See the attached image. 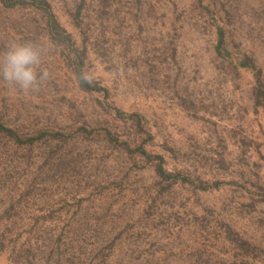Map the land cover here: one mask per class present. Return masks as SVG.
<instances>
[{"label": "rangeland", "instance_id": "1", "mask_svg": "<svg viewBox=\"0 0 264 264\" xmlns=\"http://www.w3.org/2000/svg\"><path fill=\"white\" fill-rule=\"evenodd\" d=\"M25 1L0 0V60L13 41L43 45L50 75L31 91L0 78L21 139L0 133V264H264V110L236 66L253 57L264 82V0H46L101 92Z\"/></svg>", "mask_w": 264, "mask_h": 264}, {"label": "trees", "instance_id": "2", "mask_svg": "<svg viewBox=\"0 0 264 264\" xmlns=\"http://www.w3.org/2000/svg\"><path fill=\"white\" fill-rule=\"evenodd\" d=\"M30 1V0H29ZM4 5L5 6H9V7H13L16 5H25L26 1L25 0H3ZM29 3H31L34 7L39 8L41 10H43L49 17L48 20V24H49V30H50V39L52 41V43L61 48V54L62 56H64V58L66 59L68 65L70 66V68L72 70H74L78 82H79V86L83 91L86 92H101V91H105V89L103 87H101L98 83L94 82L91 80V82L86 83L83 82L80 79L81 73H83L82 71V65L84 62V58L87 55L86 49H83L81 52L78 48L74 47V44L72 43V37L69 34H66L65 30L59 25V23L57 22V20L54 18V16L52 15V13L49 10V3L46 0H31ZM82 10H83V4H80L77 7L76 13H75V17L77 19L78 22L80 21V18L82 16ZM215 51L218 54L219 57L229 60L232 64V54L231 52L227 49L226 45H225V31L223 28H219L218 29V34H217V43L215 46ZM74 56H79L81 58L80 62L81 63L78 67H74V62H72V57ZM236 66H239L241 68H245V69H249L254 73L255 79H256V86L254 88V102H255V107L256 108H262L264 110V82H263V70L262 68H260L258 66V64L256 63V60L248 55H244V58L236 63ZM117 111V110H116ZM117 115L118 116H122V118H124L125 116H127L125 113H123L122 111L118 110L117 111ZM128 117H132L135 118L136 115L135 114H131ZM138 124L141 123L138 122ZM0 133L9 136L12 139H15L16 141H21L19 134L13 130L8 128L5 123L2 120V116L0 114ZM46 135H51V133L49 131L46 130H41L40 131V137H45ZM33 139L27 140L25 142H30ZM136 152L140 153L142 156H144L146 158L147 161H155L158 162L156 165V170L157 173L159 174V176L164 180V181H171L175 182L180 180L182 177L179 174H172L169 173L165 170L163 164H164V159L161 156L155 157L152 156L151 154H149L143 147L138 146L135 149ZM184 182H188V179H183ZM219 184H215L214 186H218ZM199 188H202L204 190L208 189V188H212L213 186H206L205 184L201 183L200 185H198ZM165 188H163L162 190H164ZM264 199V197H263ZM234 242H237V239H233ZM240 242V241H239ZM245 251L248 253L251 251V249L253 250L252 247H247L245 246ZM27 259L30 262V264H33V257L32 254L27 255Z\"/></svg>", "mask_w": 264, "mask_h": 264}, {"label": "clouds", "instance_id": "3", "mask_svg": "<svg viewBox=\"0 0 264 264\" xmlns=\"http://www.w3.org/2000/svg\"><path fill=\"white\" fill-rule=\"evenodd\" d=\"M43 51V45L13 41L0 60V78L9 86L24 91L40 87L50 75L47 70L38 72ZM80 79L86 83L91 82V76L88 73H81Z\"/></svg>", "mask_w": 264, "mask_h": 264}]
</instances>
